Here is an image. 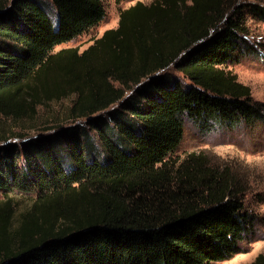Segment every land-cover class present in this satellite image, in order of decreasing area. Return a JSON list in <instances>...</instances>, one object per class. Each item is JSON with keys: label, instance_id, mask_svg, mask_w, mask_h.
<instances>
[{"label": "trees", "instance_id": "1", "mask_svg": "<svg viewBox=\"0 0 264 264\" xmlns=\"http://www.w3.org/2000/svg\"><path fill=\"white\" fill-rule=\"evenodd\" d=\"M252 12L264 14L238 0L136 2L85 50L54 52L102 21L104 0H0V117L73 100L66 126L20 150L0 146V264H217L236 254L256 221L247 185L200 156L171 157L185 120L207 133L263 119L226 69L255 51ZM14 192L35 193L16 228Z\"/></svg>", "mask_w": 264, "mask_h": 264}, {"label": "rangeland", "instance_id": "2", "mask_svg": "<svg viewBox=\"0 0 264 264\" xmlns=\"http://www.w3.org/2000/svg\"><path fill=\"white\" fill-rule=\"evenodd\" d=\"M152 1L124 0L118 4L114 0H104L105 16L102 21L72 41L56 46L53 51L68 48H76L79 52L85 50L100 38L103 32L117 27L121 10L136 2L147 5ZM238 2L243 7L251 5L255 11L262 9L264 12V0H238ZM42 6L56 23L57 14L51 3L47 2ZM247 25L246 41L255 51L251 55L240 53L238 62L227 65L226 69L239 83L250 89L251 98L262 109L263 119L248 127L220 129L207 133H201L194 124L185 120L183 139L171 157L172 161L179 162L189 154L200 156L213 168L226 167L230 170V175L247 185V191L243 195L244 203L256 217L251 238L241 243L239 251L231 258L217 264H248L259 254H264V14H247ZM169 71L179 77L171 68ZM181 80L184 82L182 78ZM72 101V97H68L39 106L31 119L13 121L0 117V146L15 143L20 150L19 145L24 140L51 135L58 125L66 126L69 123L66 116L67 109ZM5 140L7 141L4 142ZM65 157L63 167L69 170L70 160L68 156ZM9 197L13 203L12 222L16 228L21 215L32 206L35 193L14 192ZM4 199L0 196V201Z\"/></svg>", "mask_w": 264, "mask_h": 264}]
</instances>
